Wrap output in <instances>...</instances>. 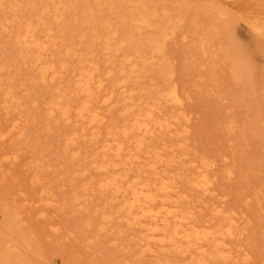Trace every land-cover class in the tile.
Here are the masks:
<instances>
[{
	"label": "rangeland",
	"instance_id": "374dc122",
	"mask_svg": "<svg viewBox=\"0 0 264 264\" xmlns=\"http://www.w3.org/2000/svg\"><path fill=\"white\" fill-rule=\"evenodd\" d=\"M35 1V14L24 11L8 24L7 30L0 29V84H4L0 89L11 88L22 99L26 106L22 118L27 122L25 138L0 145V248L10 241L14 246L11 258L16 264H161L150 256L142 261L136 257L140 248L121 219L110 224L108 233L98 231L99 216L95 210L104 205L106 196L97 191L90 197L82 196V186L96 176L95 172H77L88 166L96 146L80 139L75 144L76 156L66 152L62 138L74 126L47 116L55 88L72 84V70L80 65V60L81 65L97 64L101 73L114 68L117 76L107 79V88L116 78H126L132 63L138 62L142 65L140 75L135 73L136 77L128 78L134 98L161 106L170 114L175 109L157 100V91L176 82L184 99L183 110L191 116L189 141L178 150L188 153L189 158L201 161L205 157L216 162L218 197L226 195L227 211L246 220L244 243L251 256L248 264H264V122L260 105L264 99V29L257 22L258 17L264 20V0H256L258 7L251 4L253 9L249 11L238 3L228 5L225 0H144L154 14L150 17L152 26L140 29L129 15L140 10L145 13L147 9L129 8L125 1L63 0L65 9L58 15L63 10L65 17L58 20L53 14L41 19V0ZM31 15L39 23L38 34L46 28L53 29L56 46L47 56L49 60L68 64L61 85L43 83L38 69L23 62L18 54L12 31L16 22ZM106 19L116 31V37L112 36L108 43L103 38L110 31L102 24ZM173 27L174 33L165 41L161 53H153L148 41L139 40L171 32ZM131 30L135 32L131 38L134 40L131 44L123 42ZM108 45L110 48L106 49ZM138 46L141 52L137 55L134 50ZM117 47L120 50H115ZM239 59L249 79L242 80L237 75L239 69L234 61ZM122 64L124 74L117 70ZM1 98L0 95V131H7L18 111L7 117ZM119 118L116 104L100 140ZM230 120L234 121L232 131L228 129ZM13 152H18L19 157L11 164L4 157ZM228 168L232 170L230 177ZM185 172L183 185L188 186ZM35 176L43 184L34 183ZM44 185L57 199L55 208L34 202ZM80 188L85 208L77 211L74 197ZM190 195L191 204L200 199V193L194 190ZM27 201L30 204L23 207ZM5 204L7 209H3ZM12 206L24 209L23 222H10ZM43 208L47 218L39 216ZM210 217L205 211L199 214L203 221ZM51 223L60 226L59 231H53ZM167 256L173 258L170 253Z\"/></svg>",
	"mask_w": 264,
	"mask_h": 264
},
{
	"label": "bare ground",
	"instance_id": "6f19581e",
	"mask_svg": "<svg viewBox=\"0 0 264 264\" xmlns=\"http://www.w3.org/2000/svg\"><path fill=\"white\" fill-rule=\"evenodd\" d=\"M121 1H125L129 8L147 9L144 0ZM255 1L225 0V3H238L239 7L243 5L249 11L253 9L249 7L251 4L254 8L258 7L259 4L254 3ZM40 6L43 8L41 19L46 14H53L55 20L65 17L63 10L58 15L62 8L65 9L63 0H41ZM36 8L35 0L27 3L26 0H0V29L7 30L8 24L14 22L24 11L35 14ZM257 13L261 14L259 11ZM152 14L154 12L147 9L145 13L140 10L129 16L140 29L152 26ZM25 19L16 22L12 31L19 56L23 62H28L38 69V77L43 83L58 82L61 85L68 64L64 61L53 63L54 58L49 60L47 57L56 46L53 29L46 28L43 34H38L39 23L36 19L32 15ZM257 19L258 25L264 29V20L261 17ZM102 24L110 30L103 37L108 43L112 36L116 37V31L109 20H103ZM170 30L171 32L159 36L139 37V40L148 41L153 53H161L165 48V41L174 33L175 27ZM128 33L130 34H125L123 42L131 44L135 32L131 30ZM201 46L205 50V43L202 42ZM109 48L108 45L106 49ZM115 50H120V47ZM140 52L141 48L138 46L134 53L138 55ZM234 62L239 69V78L249 79L242 61L239 59ZM79 64L72 70V84L55 88L53 98L47 105V116L49 120H63L66 124L74 126V129L64 133L62 138L66 152L76 156L78 151L75 144L80 139L96 146V153L88 166L78 169L77 172L82 175L95 172L96 176L82 186V196L90 197L96 191L106 196L104 205L95 210L99 216L96 226L98 231L108 233L110 224L115 219H121L130 230V236L135 239V246L140 248L136 255L140 261L150 256L161 264H248L251 256L244 243L247 236L246 220L242 215H235L236 212L227 211L226 195L218 197L216 162L205 157L201 161L189 158L188 153L178 150L189 141L191 116L183 110L184 99L176 82L171 81L157 91L156 99L175 109L168 114L161 106L134 98V90L129 88L128 78L132 75L136 77L135 73L140 75L142 65L138 62L132 63L126 78H116L110 88L106 87L105 82L110 77L117 76V73L113 72L114 68L109 67L105 73H101L97 64L81 65V60ZM117 70L118 73L124 74L125 65H120ZM3 85L1 83L0 87ZM0 93L1 107L6 111L7 117H10V113L18 111L10 122V128L0 131V145H3L11 140L25 138L27 122L22 118L23 108H26L22 99L17 97L11 88L0 89ZM117 95L120 97L115 99ZM33 104H36V100H33ZM116 104L119 105L120 120L108 127L104 139L100 140L108 115ZM143 104L145 106L141 107ZM260 105L264 122V99ZM56 116L59 118H55ZM233 128L234 121L230 120L228 129L232 131ZM18 157V152H13L6 155L4 160L13 164ZM1 159L2 157L0 168L3 165ZM39 160L37 159L36 165ZM183 172L188 173V186L183 185ZM231 174L232 170L228 168L227 175L230 177ZM32 181L43 184L38 176ZM44 186L39 198L34 202L45 208H55L57 199L54 193ZM193 190L200 193V199L191 204L190 191ZM82 196L80 188L74 197L77 211L85 208V199L81 200ZM28 204L30 201L24 203L23 207ZM4 206L3 209L8 208L6 204ZM45 208L39 210L41 218H47ZM201 211L207 212L211 217L201 220ZM9 215L12 223L25 220L24 209H18L16 206L10 208ZM216 218L217 221H214ZM89 224L90 222L87 223ZM50 226L53 231L60 229L55 223ZM13 247L10 241H6L0 248V264H16L11 258ZM169 253L173 258H168Z\"/></svg>",
	"mask_w": 264,
	"mask_h": 264
}]
</instances>
